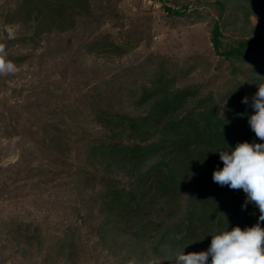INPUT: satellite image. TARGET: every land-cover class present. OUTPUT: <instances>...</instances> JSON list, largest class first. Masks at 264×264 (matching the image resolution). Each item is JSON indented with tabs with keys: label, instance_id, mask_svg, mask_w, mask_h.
Instances as JSON below:
<instances>
[{
	"label": "trees",
	"instance_id": "1",
	"mask_svg": "<svg viewBox=\"0 0 264 264\" xmlns=\"http://www.w3.org/2000/svg\"><path fill=\"white\" fill-rule=\"evenodd\" d=\"M15 1L14 7L10 0L0 6V45L17 68L34 58L16 53L17 47L43 48L42 59L63 55L75 46L71 38L79 30L87 37L78 42V57L112 60L136 48L134 38L96 33L120 17L115 0ZM202 3L217 11L211 43L217 70L228 80L219 97L190 83L195 67L157 57L104 84L88 77L92 90L73 112L58 113L50 94L35 100L34 111L26 110L34 118L23 128L44 163L20 168L14 181L37 178L46 187L69 188L76 198H60L63 216L54 231L52 222L2 221L0 264H84L98 247L108 254L103 264H170L184 247L185 254L206 251L210 234L258 222L264 228L254 204L242 207L243 190L212 178L223 167L219 151L230 152L245 141L264 143L249 124L253 97L264 83V0H187L184 5L175 0L166 10L197 24L206 18L197 10ZM73 66L76 78L82 64ZM70 70L66 65L65 74ZM6 77L0 75V89ZM8 113L0 109V136H11ZM79 116L101 131L94 134L76 123ZM78 127L82 131L74 138Z\"/></svg>",
	"mask_w": 264,
	"mask_h": 264
},
{
	"label": "rangeland",
	"instance_id": "2",
	"mask_svg": "<svg viewBox=\"0 0 264 264\" xmlns=\"http://www.w3.org/2000/svg\"><path fill=\"white\" fill-rule=\"evenodd\" d=\"M3 1L0 0V6ZM174 1L115 0L113 2L120 17L108 20L96 33H110L115 39L123 41L134 38L137 41L136 48L121 58L109 60L94 55L81 57L75 55L78 42L84 41L87 37V32L84 30L76 32V36L72 34L74 38H71V35L63 38L66 41L70 37L75 45L71 51L63 55H57L55 52V54L50 53L51 57L42 59L40 55L44 49L34 50L30 44L19 46L14 50L20 54H34V58L18 68L16 73L5 75L8 80L0 89V109L9 111L7 122L11 134L10 137L0 136V223L19 217L29 221L52 222L50 230L54 231L53 225L63 216L64 206L61 205L60 200L68 199L67 195L73 194L66 187L41 185L37 178L29 181H14L15 174L20 168L37 167L44 163L29 139V131L23 128L24 122L32 121L34 118L30 116L29 111L36 109V105L32 104L38 97H47L50 94L52 106L55 107L58 103L55 107L58 113L60 110L65 113L73 112L74 107L81 105L83 95L92 90V82L86 84L88 77L96 84H104L113 81L123 69L157 57L180 67H195L189 76L190 83L199 85L204 91L213 92L219 97L225 90L228 82L225 76L227 73L223 74L217 70L219 59L211 43L212 19L217 14L216 9L203 6L202 3L197 10L206 18L201 23L192 24L189 19L176 17L166 10V7H175ZM178 1L182 5L187 2V0ZM15 2L10 0V6L14 7ZM190 8L194 9V5ZM240 18H243L242 14ZM251 21L255 26L258 25L256 18L251 17ZM18 30L19 27L16 28L17 32ZM228 33L231 31L228 30ZM73 62L75 65L82 64L79 72H76L79 79L73 77L75 72ZM66 65L71 69L68 74L64 72ZM75 79L78 80L77 83L73 82L76 81ZM77 119L76 123L84 125L94 134L101 131L94 123L84 122L83 116ZM81 131L82 128H75L74 135L72 134L74 138H77V133ZM76 156L77 153L73 152L72 159ZM72 198L76 197L73 195ZM92 253L94 256L84 264H103L108 260L107 252L100 247L97 250L93 249Z\"/></svg>",
	"mask_w": 264,
	"mask_h": 264
},
{
	"label": "clouds",
	"instance_id": "3",
	"mask_svg": "<svg viewBox=\"0 0 264 264\" xmlns=\"http://www.w3.org/2000/svg\"><path fill=\"white\" fill-rule=\"evenodd\" d=\"M6 57L4 46L0 45V75L18 71L16 64ZM242 102L247 104L248 98ZM251 106L255 112L249 117V124L256 137L264 141V83L258 85ZM219 155L223 167L213 172V181L243 190L246 201L242 207L254 204L260 212L259 221L264 222V143H237L233 150L219 151ZM210 235L212 240L206 251L185 254L184 247L170 264H264V228L259 222L244 229L236 226L231 231ZM151 264L161 262L154 260Z\"/></svg>",
	"mask_w": 264,
	"mask_h": 264
}]
</instances>
